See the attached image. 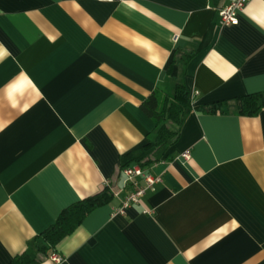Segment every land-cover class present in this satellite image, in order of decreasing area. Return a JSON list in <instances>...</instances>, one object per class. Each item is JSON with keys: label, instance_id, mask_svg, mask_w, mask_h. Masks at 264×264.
Here are the masks:
<instances>
[{"label": "crops", "instance_id": "1", "mask_svg": "<svg viewBox=\"0 0 264 264\" xmlns=\"http://www.w3.org/2000/svg\"><path fill=\"white\" fill-rule=\"evenodd\" d=\"M230 1L0 0V264L108 183L61 260L38 264H264V109L192 110L145 168L161 182L114 213L122 156L154 129L140 105L169 95L175 55L193 52L177 80L195 106L264 91V0L223 25Z\"/></svg>", "mask_w": 264, "mask_h": 264}, {"label": "trees", "instance_id": "2", "mask_svg": "<svg viewBox=\"0 0 264 264\" xmlns=\"http://www.w3.org/2000/svg\"><path fill=\"white\" fill-rule=\"evenodd\" d=\"M192 54L193 52H180L171 61L168 68V75L174 80L171 96H161L153 92L141 103L143 112L153 120L154 129L147 135L137 152H129L122 156L121 168L133 162L146 168L159 161L166 149L177 140L180 129L192 110L209 114L232 111L242 116H256L264 109V91L195 106L187 85L177 80L180 67L186 64ZM112 196L111 186L106 185L99 192L63 208L55 221L35 237L29 248L15 255L8 264H38L42 256H48L55 251L57 244L70 235L90 211L108 203Z\"/></svg>", "mask_w": 264, "mask_h": 264}, {"label": "built area", "instance_id": "3", "mask_svg": "<svg viewBox=\"0 0 264 264\" xmlns=\"http://www.w3.org/2000/svg\"><path fill=\"white\" fill-rule=\"evenodd\" d=\"M247 1L248 0H232L221 7L218 10L221 23L223 25L236 24L238 22L237 15L243 10ZM181 156L185 159H189L190 151H184ZM121 172L125 177L127 193L121 202V205L114 209V213L124 214L126 208L132 204L139 203L141 197L148 190H152L157 183L161 182V177L147 172L145 168L136 163L121 168ZM50 258L53 263H58L61 260V257L56 253H52Z\"/></svg>", "mask_w": 264, "mask_h": 264}, {"label": "rangeland", "instance_id": "4", "mask_svg": "<svg viewBox=\"0 0 264 264\" xmlns=\"http://www.w3.org/2000/svg\"><path fill=\"white\" fill-rule=\"evenodd\" d=\"M172 92H173V89H170L169 91H167V93L169 94V96H171Z\"/></svg>", "mask_w": 264, "mask_h": 264}]
</instances>
